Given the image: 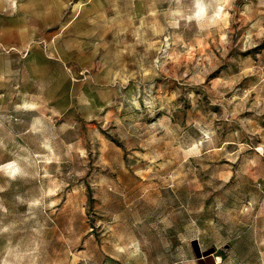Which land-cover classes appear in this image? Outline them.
Segmentation results:
<instances>
[{
    "label": "rangeland",
    "instance_id": "1",
    "mask_svg": "<svg viewBox=\"0 0 264 264\" xmlns=\"http://www.w3.org/2000/svg\"><path fill=\"white\" fill-rule=\"evenodd\" d=\"M191 3L0 0V264H264V0Z\"/></svg>",
    "mask_w": 264,
    "mask_h": 264
},
{
    "label": "clouds",
    "instance_id": "2",
    "mask_svg": "<svg viewBox=\"0 0 264 264\" xmlns=\"http://www.w3.org/2000/svg\"><path fill=\"white\" fill-rule=\"evenodd\" d=\"M180 0H177V3H179ZM12 3H15V0H12ZM227 0H192L191 8H190V15L187 17L189 20H196L199 22V19L203 16H205L209 9L214 8V15L218 14L223 10L222 5L226 4ZM179 14V13H176ZM8 170H14L12 175L15 174V172H19L20 169L17 167L15 162H10L8 164L0 165V171L7 172ZM17 199H20L17 197ZM7 231V229H4Z\"/></svg>",
    "mask_w": 264,
    "mask_h": 264
},
{
    "label": "water",
    "instance_id": "3",
    "mask_svg": "<svg viewBox=\"0 0 264 264\" xmlns=\"http://www.w3.org/2000/svg\"><path fill=\"white\" fill-rule=\"evenodd\" d=\"M197 256H198V264H204V261L202 259H200V255L197 252ZM206 256V255H205ZM206 264H215L214 261L212 260V258H206Z\"/></svg>",
    "mask_w": 264,
    "mask_h": 264
}]
</instances>
